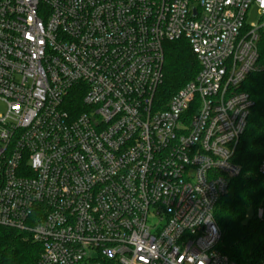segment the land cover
<instances>
[{"label": "built area", "instance_id": "built-area-1", "mask_svg": "<svg viewBox=\"0 0 264 264\" xmlns=\"http://www.w3.org/2000/svg\"><path fill=\"white\" fill-rule=\"evenodd\" d=\"M252 6L264 18V0H0V225L32 234L36 264H234L215 209L254 105ZM181 38L200 70L165 105Z\"/></svg>", "mask_w": 264, "mask_h": 264}, {"label": "trees", "instance_id": "trees-1", "mask_svg": "<svg viewBox=\"0 0 264 264\" xmlns=\"http://www.w3.org/2000/svg\"><path fill=\"white\" fill-rule=\"evenodd\" d=\"M164 52L163 80L157 96L166 105L172 95L196 78L200 63L184 38L166 42ZM258 52L255 69L239 87L254 101L233 158L242 170L215 209L221 233L218 248L234 264L264 261V176L259 173L264 157V26L259 30ZM82 99V94L73 93L68 104L80 106ZM42 250L32 234L0 225V264H36Z\"/></svg>", "mask_w": 264, "mask_h": 264}, {"label": "rangeland", "instance_id": "rangeland-1", "mask_svg": "<svg viewBox=\"0 0 264 264\" xmlns=\"http://www.w3.org/2000/svg\"><path fill=\"white\" fill-rule=\"evenodd\" d=\"M264 18H261L260 13L258 12L255 6H252L247 15V24H257L260 23ZM4 110V106L0 104V112Z\"/></svg>", "mask_w": 264, "mask_h": 264}]
</instances>
